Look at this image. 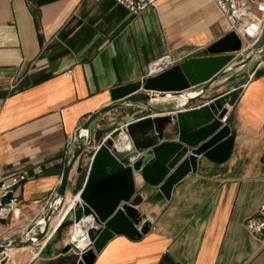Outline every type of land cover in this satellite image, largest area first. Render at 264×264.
I'll use <instances>...</instances> for the list:
<instances>
[{
    "label": "crops",
    "instance_id": "obj_1",
    "mask_svg": "<svg viewBox=\"0 0 264 264\" xmlns=\"http://www.w3.org/2000/svg\"><path fill=\"white\" fill-rule=\"evenodd\" d=\"M228 33L227 20L211 0H159L137 16L113 0H0V175L28 176L17 190L18 218L0 224V243L25 234L41 218L60 185L77 130L111 104L112 90L152 77L149 68L159 58L180 63L197 57ZM233 91V104L224 107H232L225 123L234 137L228 158L215 163L196 157V171L173 186L168 200L135 174L134 205L150 221V231L138 241L115 236L93 264H264L262 238L245 228L264 200V50L219 78L187 110ZM149 115L124 105L100 117L90 127V150L125 123H131L132 140L141 126L134 124ZM174 128L172 119L165 140H174ZM152 134L132 141L130 153L117 150L115 156L127 165ZM82 164L81 174L76 164L70 172L51 238L43 246L47 237L35 248L9 252L5 264H72L74 255L61 251L73 220L67 216L58 224L78 200L73 190L83 187L90 162L85 157ZM38 168L42 173L36 175Z\"/></svg>",
    "mask_w": 264,
    "mask_h": 264
},
{
    "label": "water",
    "instance_id": "obj_2",
    "mask_svg": "<svg viewBox=\"0 0 264 264\" xmlns=\"http://www.w3.org/2000/svg\"><path fill=\"white\" fill-rule=\"evenodd\" d=\"M263 50L264 24L260 37L239 61L236 58L242 53V42L234 32H229L198 53L197 57L186 59L158 75L112 90L111 104L93 114L77 130L72 152L65 160L60 185L41 218L25 234L0 243V264L6 263L9 252L25 247L35 248L47 237L51 222L58 217L65 204L71 170L76 164V174H81L83 159L91 156L87 152L93 144L90 127L100 117L124 105L136 106L153 114L134 124L147 123L146 118L152 121L154 131L148 138L150 142L147 140L146 146L136 147L138 156L132 161L128 159L126 165L115 156L117 150L113 140H104L93 155L83 187L79 191L73 190L80 203L75 202L73 210L67 207L58 225L67 216L72 218L73 223L90 217L99 227L87 233L92 249L80 258L74 256L72 264H93L96 255L115 236L138 241L148 234L151 223L141 217L134 205V175L139 174L144 184L158 188L168 200L173 186L189 172L196 171V157L202 155L215 163L226 160L234 137L221 119L226 114L224 107L233 104L238 92L219 96L197 110H187V106L211 90L219 78L246 67L260 57ZM196 87L199 88L188 92ZM171 104L174 110L169 107ZM166 106L168 108H164ZM180 110L185 112L177 113L174 118L167 115ZM172 119L175 120V138L165 140L164 133L171 126ZM153 139L159 143L156 144ZM49 236L50 239L52 235ZM71 249L74 250L67 245L61 254L66 255Z\"/></svg>",
    "mask_w": 264,
    "mask_h": 264
},
{
    "label": "built area",
    "instance_id": "obj_3",
    "mask_svg": "<svg viewBox=\"0 0 264 264\" xmlns=\"http://www.w3.org/2000/svg\"><path fill=\"white\" fill-rule=\"evenodd\" d=\"M113 1L118 6L124 8L130 15L137 16L148 9H154L159 0ZM211 1L222 16L227 20L229 24V32H234L242 42V52L250 51L262 32L264 24V0ZM245 45H247V47L244 50ZM177 63L178 61L172 59L170 56H164L151 64L149 73L151 76L158 75L173 68L177 65ZM231 110L232 107L227 108L226 114L221 119L222 123H227ZM130 124L131 123H125L120 125L107 137L113 140L114 147L117 143H119V141H121V139L126 138L128 141V148L119 151L124 154L130 153L133 148L132 140L128 132ZM113 135H115L114 138H112ZM98 147L93 150L88 149V153H90L91 156L86 157V159L89 160L90 163ZM41 173L42 169H36V175ZM27 179L28 176L26 174H14L8 178H4L0 175V224L18 218L20 200L17 196V190ZM76 203H80V201L77 200ZM73 209L74 206L72 207V210ZM98 228L99 227L95 225L94 221L90 217L88 219L81 220L79 223H73L67 245L72 246L75 252L71 249L70 253L80 258L83 254L89 252L92 249V242L89 240L87 233L91 229L97 230ZM245 228L250 235L261 237L262 242L264 243V200L261 202L256 213L246 220ZM49 237L50 236L45 239L42 246L49 240Z\"/></svg>",
    "mask_w": 264,
    "mask_h": 264
},
{
    "label": "bare ground",
    "instance_id": "obj_4",
    "mask_svg": "<svg viewBox=\"0 0 264 264\" xmlns=\"http://www.w3.org/2000/svg\"><path fill=\"white\" fill-rule=\"evenodd\" d=\"M247 45L244 46V50L246 49ZM147 123L142 124L137 130L136 134L134 136L133 141L134 142H141V140L146 136V134L152 133L154 131V124L149 118L145 119ZM116 149L118 151H122L126 148H128V141L126 138L121 139L119 143L116 144Z\"/></svg>",
    "mask_w": 264,
    "mask_h": 264
},
{
    "label": "rangeland",
    "instance_id": "obj_5",
    "mask_svg": "<svg viewBox=\"0 0 264 264\" xmlns=\"http://www.w3.org/2000/svg\"><path fill=\"white\" fill-rule=\"evenodd\" d=\"M248 52H249V51H248ZM247 54H248V53H247ZM114 137H115V135L112 136V138H114Z\"/></svg>",
    "mask_w": 264,
    "mask_h": 264
},
{
    "label": "trees",
    "instance_id": "obj_6",
    "mask_svg": "<svg viewBox=\"0 0 264 264\" xmlns=\"http://www.w3.org/2000/svg\"><path fill=\"white\" fill-rule=\"evenodd\" d=\"M229 119V118H228ZM228 121V120H227Z\"/></svg>",
    "mask_w": 264,
    "mask_h": 264
}]
</instances>
